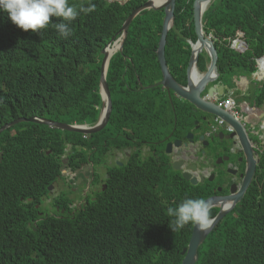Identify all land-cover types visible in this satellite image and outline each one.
<instances>
[{"label":"trees","instance_id":"1","mask_svg":"<svg viewBox=\"0 0 264 264\" xmlns=\"http://www.w3.org/2000/svg\"><path fill=\"white\" fill-rule=\"evenodd\" d=\"M146 1L69 0L77 8L94 4L95 10L72 22L73 35L67 39L51 27L42 33L24 31L0 12V128L33 117L96 124L103 106L102 52L113 38L122 37L125 21ZM194 2L177 1L166 47L172 75L185 83L192 54L189 41H197ZM164 18L162 10L135 19L123 53L111 59L107 81L113 113L103 132L85 136L25 121L0 134V264L183 263L193 225L173 232L167 209L185 198L207 200L208 194L173 177L168 165L154 168L159 178L144 171L132 186L127 163L111 172L106 193H96L95 200L84 198L86 205L73 209L63 195L44 206L52 198L51 186L66 183L71 188L64 169L76 172L78 179L84 165L99 161L100 134L110 138L121 125H136L137 132L151 109L159 110L142 94L156 93L163 109L170 107L162 87H140L163 79L157 50ZM52 22L59 19L53 17ZM204 30L215 41L221 72L246 75L261 68L264 73V0H216L204 16ZM236 41L241 43L234 47ZM208 63L209 57L201 55V72ZM257 88L252 93L256 113L264 115V81ZM240 210L209 235L197 264H264V153ZM211 215L215 217V211Z\"/></svg>","mask_w":264,"mask_h":264},{"label":"flooded vegetation","instance_id":"2","mask_svg":"<svg viewBox=\"0 0 264 264\" xmlns=\"http://www.w3.org/2000/svg\"><path fill=\"white\" fill-rule=\"evenodd\" d=\"M198 69L200 71L199 63ZM220 73L221 75L224 74L221 71ZM226 74L227 77L222 79L221 83L231 89L234 76L230 73ZM175 79L177 78L175 77ZM178 82L184 86L187 84V81L185 83V79H183V82L180 80ZM148 86L140 83L142 90H146L144 87ZM253 88L254 90L257 88V85H254V83L251 84L246 92H237L235 94L237 115H233V118L246 129L250 145L259 154L258 156L254 155V159L259 157L262 161L264 134L261 131V123L264 115H256L253 113L258 109L256 99L254 98L255 95L251 93ZM235 89H241V87L237 86ZM203 95L206 96L207 92ZM246 97H248V100H245ZM168 98L172 102L173 114H171V111L166 114L162 103H159L157 106H154L159 110L152 111L151 109L149 120L145 124L140 125L139 131L136 132V125H132L133 128L130 126L122 128L121 125L112 137L106 138L107 135L105 134L102 137L104 139L101 138L102 148L99 163L90 162L89 165H84L85 170L83 169L81 172L84 177L83 181H86L84 187H80L84 184L83 181L71 183L70 180L73 178L71 177L69 181H66L71 184V188L66 183L60 184L65 188L62 194L49 198L45 202V205L48 206L55 198H61L65 195L64 198L67 202L72 201L69 204L71 208H80L85 204L82 203L80 206L75 204L74 206V198L81 199L82 195L85 194V198L91 196L95 200L94 196L96 193H106L108 191V181L111 178V172L117 171L118 169L115 168H122L127 163H129L130 170L133 174L134 183L144 171L148 172L154 178H159L158 173L154 172V168L156 167L157 170V167L162 168L164 164L170 166L174 171L171 174L173 177L179 181L184 180L192 186L203 189L204 196L208 194L207 198L214 197V199L219 201L220 205L218 204L212 209L216 213L215 216L219 214L218 212L222 210V207H225L222 203L227 201L233 203L234 198L239 195L243 187L249 169V157L240 140V129L232 124L226 125L222 123L221 125H217L214 116L202 113L201 111H195L193 105L178 98L174 94H172V100L169 94ZM173 103L176 104L173 106ZM248 106L250 111L246 108ZM104 107L106 108V105L103 102L102 112ZM176 107L182 110L177 112ZM108 141L112 142L113 145L108 146ZM177 141H181L182 143L178 145L176 144ZM168 145L171 146L170 152L167 150ZM175 164L179 165V168L175 169ZM90 172L91 176L89 175ZM95 173L99 175L97 181L94 179ZM186 173L191 174L192 178L197 181V184H193L191 179H186L184 177ZM155 186V190H157L158 185ZM206 188L208 190H205ZM246 195L247 193L244 197H241L240 201L234 203L226 217L230 214L238 216L241 213L240 209Z\"/></svg>","mask_w":264,"mask_h":264},{"label":"water","instance_id":"3","mask_svg":"<svg viewBox=\"0 0 264 264\" xmlns=\"http://www.w3.org/2000/svg\"><path fill=\"white\" fill-rule=\"evenodd\" d=\"M108 1L111 3L120 2L122 4H126L129 0ZM177 1L178 0H147L144 4L140 5L135 10H133V12L127 18L121 29L122 37H120L118 40H115V38H113V40L103 50L102 53L104 55V58L101 66L100 88L102 99L104 105H106V108H103L101 119L96 125L90 126L87 124H67L63 122H57L49 119L35 117L30 119L20 118L0 128V134L8 130L9 128H12L17 124L25 121L45 124L51 128H57L63 131L75 132L89 136L102 132V130L108 125L113 111L112 94L107 81L110 61L115 53H123L124 45L129 35V28L135 19H137L139 16H142L147 11L163 10L165 12V18L163 21V29L159 42V48L157 50L163 79L155 85L144 87V89L147 90L162 87L168 92L169 96L171 97V100L172 94H174L178 98L187 101L191 105H193L195 107V111H201L202 113L214 116L219 119H223L227 124H232L236 128L240 129V140L244 150L247 151L249 157V169L246 174L243 187L239 195L234 198V202L231 206H233L234 203H236L237 201H240L241 197H244L245 194L248 192L256 175L257 167L260 164L261 160L259 157L254 159V155L258 156L259 154L250 145L246 129L242 127V125L238 121H236L228 111L223 109L215 100L217 98H223L226 94L225 91L229 88L228 86H225L221 83L222 79L226 78V74L221 75L219 71V53L217 48L215 47V41L213 40L212 36L207 35L204 30V16L216 0H195L194 2L193 14L197 41L195 43H191L192 54L189 60V64L187 66L186 86L179 83L177 79H175V77L172 75L166 58L168 35L171 30L175 27V11ZM118 42L119 45L117 46ZM116 46L117 48H115ZM111 50L114 51L112 52ZM203 54H206L209 57L210 61L206 69L207 71L205 72H201L198 69L199 58ZM234 82L235 85L241 87V89H239L241 92H245L247 91V86L251 84V79H249L247 76H235ZM205 92H207L206 96L203 95ZM181 143V141L176 142V144L178 145H180ZM167 150L168 152L171 151L170 145H168ZM64 163L66 164L67 161H64ZM174 168H179V165L175 164ZM184 177L188 180L191 179L193 184H197V181L192 178L191 174L186 173ZM52 189L53 186L49 188V190ZM207 201L211 204V208L217 205L219 202L217 199L214 198H209L207 199ZM229 212L230 209L222 208L219 214L215 217V223L207 231H201L198 226L194 225L189 245L182 252V255L184 256L182 264H197L199 262L200 248L203 246L208 236L229 214Z\"/></svg>","mask_w":264,"mask_h":264},{"label":"clouds","instance_id":"4","mask_svg":"<svg viewBox=\"0 0 264 264\" xmlns=\"http://www.w3.org/2000/svg\"><path fill=\"white\" fill-rule=\"evenodd\" d=\"M94 10H95L94 4L90 3L87 6H84L82 4L79 6V8H77V6H75V5H70L69 0H0V12L7 13L11 22L13 24H15L16 26H18L20 29H22L24 31L31 30L33 32L42 33V30H46V29L51 27L52 29H55L58 32V35L60 37H63L65 39H67L68 37L73 35V29L71 27L72 22L74 20H76V18L81 13L87 15V14L93 12ZM53 17L58 18L59 22H52ZM118 39H116V40H118ZM192 42H193L192 40L189 41L190 44ZM118 44H119V42H118ZM214 44H215V42H214ZM261 72H262V70H261V68H259L258 71L253 74L252 78L247 76L249 79H251V84L254 83V85H259L260 82L262 83L264 81V73L263 72H262L263 73L262 76H258V74ZM224 74H226V73H224ZM235 76L243 77L245 75H234L233 79L235 78ZM226 77H227V74H226ZM217 83H219V82H217ZM234 83L235 82L233 81L232 84L235 86V88H237V85H235ZM251 84H249L247 86V90L251 86ZM149 86H152V85H149ZM234 86L233 87L231 86V89L229 88L225 91L226 94L223 98H217L215 100L220 105V102H224V101L228 100L229 98L234 99V101H235L234 112H236L237 102L235 99V94L237 92H240V93H244V92H241L239 89H235ZM100 90H101V88H100ZM0 102H2V101H0ZM221 107L223 109H225V107H223V106H221ZM246 108L250 111L249 106ZM225 110L228 111L232 116L233 115L236 116L231 111H229L227 109H225ZM253 113L257 115L256 110ZM217 119L219 121H217ZM220 121H222V123H224L226 125H229L225 122V120L216 118L217 125H220L219 124ZM81 125H83V124H81ZM261 125H262V128L264 129V117H263ZM90 126H94V125H90ZM94 163L98 164L99 161L94 162ZM129 171H130V168H129ZM77 177H78V174L76 173V176L70 180L71 183H72V181L73 182L74 181L79 182L81 180V182H82L84 180V177H80L81 179L78 178L79 180L77 179ZM66 178L69 179V178H71V176L67 175ZM130 181H131L132 186L136 185L133 182L132 172L130 173ZM212 198H214V197H212ZM207 199H209V198H207ZM218 204L220 205L219 202H218ZM222 204L230 210L233 207V206H231L232 202H230V201H227V202L222 203ZM217 205H215V206H217ZM215 206H213L211 208V204L207 200H205L204 198H185L177 206L169 207L167 209V215L172 218L170 223H169V227L171 228V230L173 232H178L181 229H183L186 225L191 224V225H193V228L195 225V226H198L201 231H207L215 223V217L216 216L213 217L211 215V212L213 211L212 209ZM225 207H222V208H225ZM216 208H218V207H216Z\"/></svg>","mask_w":264,"mask_h":264},{"label":"rangeland","instance_id":"5","mask_svg":"<svg viewBox=\"0 0 264 264\" xmlns=\"http://www.w3.org/2000/svg\"><path fill=\"white\" fill-rule=\"evenodd\" d=\"M115 1V0H114ZM237 42H240V41H236L235 43H234V47H236V43ZM241 43V42H240ZM245 76H249L250 78H252V76H253V74H249V73H247ZM255 77V76H254ZM256 82V81H255ZM257 83V82H256ZM261 83V82H260ZM259 83V84H260ZM155 85V84H154ZM231 86L233 87L234 85L233 84H231ZM253 91H254V88L251 90V93H253ZM141 97L143 98V99H147V98H149L150 100L149 101H153L154 102V106H157L160 102H161V100H160V98H158V96H157V94L155 93H149V94H142L141 95ZM245 100H248V97H246L245 98ZM169 104H170V107H166L165 109H164V111L166 112V114H168L169 113V111L171 110V108H172V102L170 101V99H169ZM176 104V103H175ZM174 103H173V106L175 105ZM152 111H154V108H153V110ZM101 112H102V107H101ZM171 114H173V108H172V110H171ZM170 114V115H171ZM180 115H182L181 113H179ZM101 115V114H100ZM99 122V121H98ZM97 122V123H98ZM96 123V124H97ZM96 124H94V125H96ZM261 131H262V134H264V129L263 128H261ZM85 136H89V135H85ZM104 135L103 134H100L99 135V137H103ZM95 140H97V139H94V141ZM72 148V146L70 145L69 147H68V150H70ZM95 160V159H94ZM93 160V161H94ZM64 161H67L68 162V158H67V155H65L64 156ZM98 175V173H95V175ZM64 175L67 177V175H70L71 177H75L76 176V173L75 172H72L70 169H64ZM89 175L91 176V172L89 173ZM95 175H94V179H95V181H97L98 179H99V177L98 176H96L95 177ZM66 181H69V179L67 178V180ZM81 184V183H80ZM79 184V185H80ZM65 188H64V186L63 185H59L58 183H57V185L55 186V187H53V189L51 190V194H52V198L53 197H56V196H59V195H61L62 194V191L64 190ZM205 190H208L207 188L205 189ZM86 193V192H85ZM75 195H77V194H75ZM84 198H85V194L84 195H82V197H81V199H79V198H74L75 200H74V206H75V204L76 205H78V206H80L82 203H84L85 205H86V203H85V200H84ZM45 207H47V205H44ZM73 206V207H74ZM219 213V212H218Z\"/></svg>","mask_w":264,"mask_h":264},{"label":"built area","instance_id":"6","mask_svg":"<svg viewBox=\"0 0 264 264\" xmlns=\"http://www.w3.org/2000/svg\"><path fill=\"white\" fill-rule=\"evenodd\" d=\"M220 105L225 107V109L231 111L233 114L237 115V112H234L235 110V101L232 98H229L228 100L224 101V102H220ZM217 121H219L217 119ZM219 124H222V121L219 122Z\"/></svg>","mask_w":264,"mask_h":264},{"label":"bare ground","instance_id":"7","mask_svg":"<svg viewBox=\"0 0 264 264\" xmlns=\"http://www.w3.org/2000/svg\"><path fill=\"white\" fill-rule=\"evenodd\" d=\"M119 44H117V46H118ZM117 46L115 47V48H117ZM112 52L114 51V50H111ZM258 76H261L260 74H258Z\"/></svg>","mask_w":264,"mask_h":264}]
</instances>
